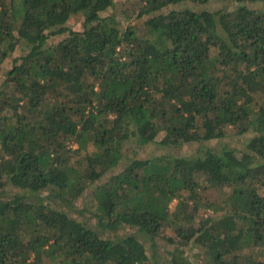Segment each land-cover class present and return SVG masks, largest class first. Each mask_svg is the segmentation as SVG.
I'll return each instance as SVG.
<instances>
[{"label":"trees","instance_id":"obj_1","mask_svg":"<svg viewBox=\"0 0 264 264\" xmlns=\"http://www.w3.org/2000/svg\"><path fill=\"white\" fill-rule=\"evenodd\" d=\"M212 1L140 0L145 34L116 0H0V264H264V0L174 8ZM157 142L201 149L126 151Z\"/></svg>","mask_w":264,"mask_h":264},{"label":"rangeland","instance_id":"obj_2","mask_svg":"<svg viewBox=\"0 0 264 264\" xmlns=\"http://www.w3.org/2000/svg\"><path fill=\"white\" fill-rule=\"evenodd\" d=\"M140 5V0H116L115 5L113 8L109 9L106 13L103 14V17L107 16H114L117 21L120 22L121 28L125 29L128 26H134L140 30L141 33L145 34L147 33L145 23L148 20V17L139 18L138 17V9ZM229 5L227 2H223L221 0H215L207 5H197L193 3H185L180 6H175L174 8H183V7H189L196 11H203L208 10L211 12H217L221 11L226 6ZM231 6V4H230ZM250 7H253L255 9H264V3L263 4H252ZM156 15V14H155ZM82 22L79 18H74L72 21H70V25H73L75 27L74 29H81ZM61 40V37H55L51 44L58 43ZM24 54V49L20 48L17 50L16 53L12 56V58H9L3 65L0 70V77L3 76L5 72L10 70L13 65V61L15 57L21 56ZM251 137V135H244V136H238L236 134H230L227 138H225L222 141H212L209 143H205V146L213 147V148H220L221 146H228L235 150L237 153L244 150L246 141ZM161 137L159 138V140ZM158 140V141H159ZM198 149H201L200 145L197 143L192 144H181L178 146H163L160 145L159 142L150 144L148 146L139 147L138 145L131 144L129 145L128 149L126 150L128 152V155L131 159H152L156 157H165V156H174V157H183V156H189L192 155L194 152H196ZM130 159L125 158L123 159V164L128 165ZM11 190V191H10ZM7 192L10 194L12 192L18 193L19 191L16 189H7ZM208 194H210L211 198L215 197V191L211 190ZM96 202L94 200V197H92V189L88 190V192L85 194V196L75 203V207L77 209L70 210L71 216L77 218L78 220H83L81 216V211H84L85 208H88L89 211L95 210ZM176 205L175 202L172 203V207ZM93 220V219H92ZM94 223V222H93ZM133 233V230L130 228H123L117 232L118 236H124L127 234ZM148 246H151V242L148 241ZM158 245L160 246V254H165L166 252L164 250H171V246H166L164 242H159ZM151 248V247H150ZM164 260V258H163Z\"/></svg>","mask_w":264,"mask_h":264}]
</instances>
